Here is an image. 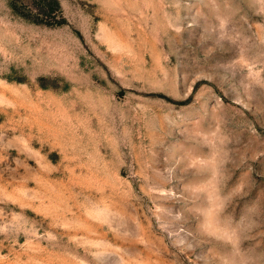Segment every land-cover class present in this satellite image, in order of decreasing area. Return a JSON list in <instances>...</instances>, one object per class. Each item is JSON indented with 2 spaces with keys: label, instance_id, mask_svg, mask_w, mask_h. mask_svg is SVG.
Returning a JSON list of instances; mask_svg holds the SVG:
<instances>
[{
  "label": "rangeland",
  "instance_id": "rangeland-1",
  "mask_svg": "<svg viewBox=\"0 0 264 264\" xmlns=\"http://www.w3.org/2000/svg\"><path fill=\"white\" fill-rule=\"evenodd\" d=\"M0 264H264V0H0Z\"/></svg>",
  "mask_w": 264,
  "mask_h": 264
}]
</instances>
